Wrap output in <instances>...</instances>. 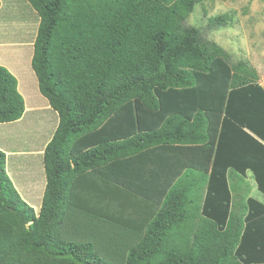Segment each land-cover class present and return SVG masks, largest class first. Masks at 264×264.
<instances>
[{
    "label": "trees",
    "instance_id": "obj_1",
    "mask_svg": "<svg viewBox=\"0 0 264 264\" xmlns=\"http://www.w3.org/2000/svg\"><path fill=\"white\" fill-rule=\"evenodd\" d=\"M28 1L40 16L32 68L59 123L38 212L0 149V264H264V203L228 175L251 170L264 194L258 70L183 32L195 0ZM24 112L18 80L0 64V123ZM170 144L208 157L186 168L218 163L220 173L198 191L178 182L184 168L156 183L153 165L119 179L117 157Z\"/></svg>",
    "mask_w": 264,
    "mask_h": 264
},
{
    "label": "crops",
    "instance_id": "obj_2",
    "mask_svg": "<svg viewBox=\"0 0 264 264\" xmlns=\"http://www.w3.org/2000/svg\"><path fill=\"white\" fill-rule=\"evenodd\" d=\"M13 1H14L13 3L17 2V0H13ZM0 2H1V6H0V9H1L3 6L2 0H0ZM3 45H6V43L1 42L0 46H3ZM0 60L3 64L10 66V68H12L11 70L15 74L18 80V89L20 93L23 95L24 100H25V105H26L24 115L19 120L13 121V122L0 123L1 129L4 126H6L5 127L6 130H9L7 133H2L0 131V147L5 149L6 147H4L5 145L3 144L5 141L8 140V137H11L12 133L19 132L18 131L19 129L15 128L14 125H17L23 122L26 119L27 113L36 112V111L45 112V111H50L53 108L51 107L48 99L42 95L40 90H39L40 93L38 92L39 86H38V89L36 86V81L38 83V79L36 78L35 80L32 74L26 72L25 71L26 68L20 70L19 63L13 64L12 62L8 60L6 56L1 57ZM20 76L22 77L20 78ZM39 118H40V131H41L42 124H44L42 122V119L45 118V115L43 113H40ZM58 123H59V120H58ZM57 125L58 124L56 123L52 126L53 131L51 132L49 137H46L44 141H40L39 145L35 146L36 150L31 149L30 151H26L27 155L29 154V155H42L43 156L45 147L48 144V142L51 140V138L53 137V134L57 128ZM178 146L179 145H171V144L163 145L157 150H153L154 152L153 151L149 152L150 156H145V157H143L144 155L136 156L138 153L133 154L132 156H130L131 157L129 158L130 160H126L128 162L124 160L122 161L121 157H117V160L119 163L118 165L115 166L114 170L115 172L118 173L120 180L125 179V178L130 179V177L136 174V170L138 168L145 169L148 165H153V166H156L160 170V173L159 175L157 174L155 176H152L155 179L153 180L150 179V181H147V182L156 183L157 180H161V178L164 180H168L169 177L172 175L173 171H176L175 173H177V175L180 174L182 168H184L182 175L178 177V182L181 181V186L182 187L184 186L185 189H187L188 185L192 184L195 191L201 190V186H203V184L206 181L208 182L207 178L212 172L217 173V174L220 173V170L218 168L219 167L218 163L217 165H215V169L213 170H212L213 165L211 164L209 166L208 171H206L207 173H204V171L199 170V169L192 170V169L186 168L185 164H189L187 162L193 161L194 164L196 165H203V162L207 163L208 157L203 156V154H201L199 151L197 152V150H192V149L185 150ZM6 150H7L6 154L8 153L9 155H12V153L14 154V152L18 154L24 153V152H20V149H16L14 151H9V149H6ZM246 159L243 158L241 164H245L247 162ZM6 170H7V161H6ZM15 171H17L18 173H22V179L20 176L16 175ZM15 171L12 168H11V171L9 169L11 178L13 182L15 181L14 184L18 188L20 187L22 190H24V191H20L21 194L24 196L25 199H27L34 206L37 204V206L41 207L42 198L44 195L46 182H47L46 173H45V178H44V173H43L42 176L38 178V180H36L34 177V178H29V180L27 181L28 173L26 171V168H23V170L21 168H18ZM43 172H45V168ZM141 173H145V172L142 170ZM141 173L139 177H141ZM228 175H229L230 182L234 184V188L236 189L237 187V190H239L241 194H248V196H253L252 191H254L255 188L258 189V186L256 184V181L254 180V176L251 170L243 171V174H237L236 172L231 171L230 169L228 171ZM15 178H17V181ZM141 181L144 182V180H141ZM205 191L206 189H204V192ZM258 200L264 203V201L260 199Z\"/></svg>",
    "mask_w": 264,
    "mask_h": 264
},
{
    "label": "rangeland",
    "instance_id": "obj_3",
    "mask_svg": "<svg viewBox=\"0 0 264 264\" xmlns=\"http://www.w3.org/2000/svg\"><path fill=\"white\" fill-rule=\"evenodd\" d=\"M13 2V0H2L3 6L0 9V43L3 42L6 43V45L0 46V58L6 56L13 64L19 63L20 70L26 68L25 71L32 74L36 80L37 77L32 68L31 61L34 52V41L40 22V16L28 0H17L16 3ZM0 63L5 65L1 62V60ZM252 65L258 70L261 77V82L264 84V62H262L259 67L254 64ZM5 67H7L12 72V68H10V66L5 65ZM21 77L22 76H20V78ZM36 86L38 89L37 81ZM40 113L45 115V118L42 119L44 124H42L41 131L39 118ZM58 120L59 116L57 112L51 109L50 111L45 112L36 111L27 113L26 119L23 122L14 125L15 128L19 129V132L12 133L11 137H8V140L3 144L5 145L4 147H6L5 149L0 147V149L5 152L7 151L6 149H9V151L20 149V152H24L19 154L14 152L12 155L7 153V172L10 178L11 175L9 173V169L11 171V168L14 171L18 168H21L22 170L23 168H26L28 173L27 181L29 178L34 177L36 180H38V178L42 176L43 173L45 178V172H43V156L27 155L26 151H30L31 149L36 150L35 146L39 145L40 141H44L46 137H49L53 131L52 126L56 123L58 124ZM5 127L6 126H4L2 129L0 127V131L2 133H7L9 131L6 130ZM15 172L16 175L20 176L22 179V173H18L17 171ZM15 179L17 181V178ZM15 187L20 194V191H24L20 187L18 188L16 185ZM252 195L257 199L264 201V195L257 188L252 191ZM25 200L30 205H32L36 212L39 211L40 207L37 206V204L34 206L27 199Z\"/></svg>",
    "mask_w": 264,
    "mask_h": 264
},
{
    "label": "clouds",
    "instance_id": "obj_4",
    "mask_svg": "<svg viewBox=\"0 0 264 264\" xmlns=\"http://www.w3.org/2000/svg\"><path fill=\"white\" fill-rule=\"evenodd\" d=\"M182 16L183 32L199 33L201 47L223 62H264V0H195Z\"/></svg>",
    "mask_w": 264,
    "mask_h": 264
}]
</instances>
